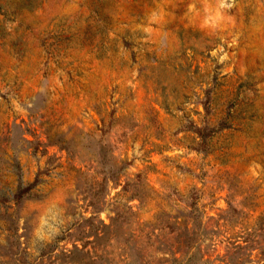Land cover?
<instances>
[{"label":"rangeland","instance_id":"obj_1","mask_svg":"<svg viewBox=\"0 0 264 264\" xmlns=\"http://www.w3.org/2000/svg\"><path fill=\"white\" fill-rule=\"evenodd\" d=\"M264 264V0H0V264Z\"/></svg>","mask_w":264,"mask_h":264},{"label":"trees","instance_id":"obj_2","mask_svg":"<svg viewBox=\"0 0 264 264\" xmlns=\"http://www.w3.org/2000/svg\"><path fill=\"white\" fill-rule=\"evenodd\" d=\"M195 251L184 252L180 257H173L170 264H193L195 261Z\"/></svg>","mask_w":264,"mask_h":264}]
</instances>
